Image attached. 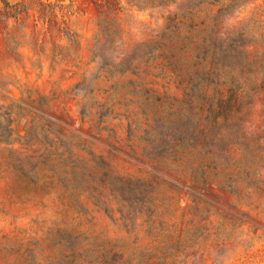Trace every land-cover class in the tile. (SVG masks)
Instances as JSON below:
<instances>
[{
  "label": "rangeland",
  "instance_id": "rangeland-1",
  "mask_svg": "<svg viewBox=\"0 0 264 264\" xmlns=\"http://www.w3.org/2000/svg\"><path fill=\"white\" fill-rule=\"evenodd\" d=\"M38 1L0 15V264H264V190L237 168L249 149L264 181V0Z\"/></svg>",
  "mask_w": 264,
  "mask_h": 264
},
{
  "label": "trees",
  "instance_id": "trees-1",
  "mask_svg": "<svg viewBox=\"0 0 264 264\" xmlns=\"http://www.w3.org/2000/svg\"><path fill=\"white\" fill-rule=\"evenodd\" d=\"M38 1V0H37ZM178 0H144V2H154V3H145L144 5H137L131 3V0H128V3H130L132 6L137 7L139 10H149L153 8H168L169 6L175 5ZM188 3H196L197 4H203V3H208V4H220L221 0H185ZM39 2V1H38ZM2 4V6H1ZM50 5V3H49ZM0 15H2V19H15L17 20L18 18L20 19H26L28 18V9L26 6L23 4V0H20V2H16L13 5H10L7 0H0ZM113 9H118L117 5H106L105 9H101L99 11L98 15V21H97V26H98V32L96 33L94 37V50L92 51V56H91V61L95 62L99 58H101L100 53L102 52V48L108 44H112L114 42V37L111 36V33H109V29L115 28V23H109L108 20V15ZM220 13V10L216 13L214 17H218ZM174 17V16H173ZM174 18H168L169 22H173ZM47 22L50 23V21L47 19ZM62 24H64V21H61ZM166 30L170 31L169 34H164L162 35L161 38H165V40L162 43L155 44L157 48L164 47L167 43H175L176 39L174 38V29L172 26H169ZM56 31L60 32L63 34L64 39L68 43H74V39L72 34L68 31L67 27L64 26L62 28L57 27ZM153 41V40H152ZM152 41H147L143 43L142 45H147L151 43ZM8 47V53L13 57L16 58L15 55V47L11 46L9 43L7 44ZM200 50L203 55L202 58L207 59V58H214L216 53L211 52V44H210V39L206 37H202V41L198 44V47H196ZM168 50H172V47H170ZM211 52V53H209ZM141 57H138L137 59L134 57H131L129 60H125V58L120 57V59H117L116 63L112 62H102L100 63V67H105L110 69L111 71L109 72H114V71H119V72H124L127 70L132 69V64L134 62H137L141 60ZM147 61L150 60V57L146 59ZM146 61V62H147ZM123 64L126 65V67H121ZM244 90L242 89V92ZM235 101L237 100V96L234 97ZM239 161H237V168H238V173L240 174V183L243 185L245 189H254V190H259L263 191L264 190V181L260 178V169L257 170V166L255 167L254 164L252 163V154L249 149H240L239 150ZM260 168V167H259ZM263 168V167H262ZM236 182H231V181H226L223 185H221L223 188H225L228 192H230L232 195L238 196L237 190L238 188L235 185ZM123 220L126 221H132L128 219L127 217L122 218ZM70 264V262L66 263Z\"/></svg>",
  "mask_w": 264,
  "mask_h": 264
}]
</instances>
